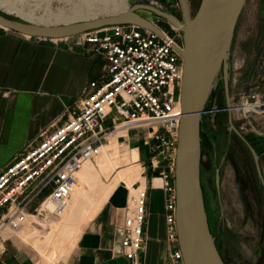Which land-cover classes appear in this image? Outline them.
Here are the masks:
<instances>
[{
	"label": "built area",
	"instance_id": "obj_1",
	"mask_svg": "<svg viewBox=\"0 0 264 264\" xmlns=\"http://www.w3.org/2000/svg\"><path fill=\"white\" fill-rule=\"evenodd\" d=\"M161 6L157 0H134ZM160 33L136 23L116 22L81 32L79 39L107 60L104 76L86 85L66 119L25 145L0 170V255L2 231L19 230L29 215L38 219L60 216L77 183V171L100 152L109 132L145 127L152 145V170L166 162L162 189L164 219L172 253L171 264H184L176 230L174 157L182 116L183 76L181 31L158 25ZM56 40L58 38H44ZM238 113L241 131L253 127V115L264 111V100L251 93L237 104L204 108L202 114ZM109 121V123H107ZM145 143H148L146 141ZM155 162V163H154ZM147 188L138 189L121 231L122 246L131 264H140L146 217Z\"/></svg>",
	"mask_w": 264,
	"mask_h": 264
},
{
	"label": "crops",
	"instance_id": "obj_2",
	"mask_svg": "<svg viewBox=\"0 0 264 264\" xmlns=\"http://www.w3.org/2000/svg\"><path fill=\"white\" fill-rule=\"evenodd\" d=\"M181 6L187 13L185 0H181ZM260 16L263 17L261 13ZM258 27V39L249 42L255 44V50L234 56L230 70L233 84L240 85L237 95L255 93L264 100V27ZM106 67L104 55L93 52L78 35L50 40L0 25V170L42 132L60 125L88 82L101 79ZM254 119L261 130L254 149L264 168V111ZM169 169V164L163 162L145 177L148 197L143 244L138 254L140 264H171L161 177ZM128 208V189L120 184L84 225L78 242L59 264H131L123 251L121 235ZM3 238L11 240L3 244L0 264H26L27 256L17 243L29 244L17 234ZM35 256L32 264L40 260L36 253Z\"/></svg>",
	"mask_w": 264,
	"mask_h": 264
},
{
	"label": "rangeland",
	"instance_id": "obj_3",
	"mask_svg": "<svg viewBox=\"0 0 264 264\" xmlns=\"http://www.w3.org/2000/svg\"><path fill=\"white\" fill-rule=\"evenodd\" d=\"M71 1L73 0H7L6 2L0 0V11L10 16L27 20L30 19L26 18V16L31 15L37 18L35 21L42 19V17H50L49 21L46 22H58L59 20H56L54 14L63 12L66 16L64 20H74L72 18L73 15L71 16L73 12H70L72 11L70 7L72 6ZM157 1L167 8L176 7L181 11V0ZM185 1L188 14L193 16L200 0ZM133 2L135 1L127 0L128 4ZM7 5H11L14 9L9 10L6 7ZM97 5L95 4L91 8L92 12L96 15L93 14L85 17L113 13V10L108 6L107 8L110 10L105 9L101 3ZM260 9L261 11H259ZM18 10L23 14L18 13ZM117 11L120 10H116L115 12ZM140 12L151 21L161 23L159 21L160 16L153 14L151 11L140 10ZM260 13L263 15L262 18ZM67 16L69 19H67ZM259 25L264 27V0H246L234 29L225 67L222 65L217 71V83L210 90L205 108L214 105L225 106L228 104L226 103L227 99L228 101L230 100L229 104H237L245 96L243 94L237 95L236 89L240 85L236 86L237 83L233 84L230 67L234 56H242L244 51L255 50V44H249V42L258 39ZM165 29L172 30L168 26ZM242 41H246V43H242ZM224 69L227 75L226 83L224 81ZM238 116L240 115L235 111L233 113L221 111L216 113L215 117L212 114L201 115L202 122L199 134L200 185L209 231L214 238L215 246L223 262L225 264H255L254 260L250 261L248 259L249 256L246 251L249 248L245 245L237 249L234 255H231L226 247L227 237L233 231L242 233L243 238L250 240L255 245L258 244L256 238L260 234L261 238L263 237L264 239V168L261 165V161L257 158L258 154L254 149V143L257 141L256 136H259L261 132L254 119L258 115H253V118H251L253 127L247 125V129L244 131L238 128V124L242 122L237 118ZM229 120L233 123L234 129L228 126L230 124ZM110 136L103 144L109 142ZM118 141L127 144L129 147L138 149L139 162L143 167L142 173L144 177H147L146 175L150 174L149 171H151L150 161L153 157L152 145L149 146L150 138L147 137V129L145 127L131 129L126 133V136H120ZM146 141L148 143H145ZM102 180L108 184V182L113 180V176L108 182H106L105 177H102ZM29 221L30 223L17 233L24 242L29 244L28 247L17 243L27 256L28 262L26 264L33 263L36 258L35 253L40 257V260L36 264H54L51 263L46 255L59 242L60 236L58 233L51 234L47 231V227L50 224L53 225V222L43 223L42 220L34 219L33 217ZM86 223H88L87 220H81L76 217L74 219L63 220L59 227L61 229H71L79 225L82 232ZM1 234L3 237H7L15 233L9 229H5ZM8 240H11V238H7L6 241ZM253 254H256V252ZM61 260H59L58 264Z\"/></svg>",
	"mask_w": 264,
	"mask_h": 264
},
{
	"label": "water",
	"instance_id": "obj_4",
	"mask_svg": "<svg viewBox=\"0 0 264 264\" xmlns=\"http://www.w3.org/2000/svg\"><path fill=\"white\" fill-rule=\"evenodd\" d=\"M246 0H200L183 21L148 2H133L120 11L61 22L33 21L0 11V25L27 36L63 38L116 22L136 23L160 33L140 10H149L182 30L183 76L180 87L182 116L174 157L176 230L184 264H225L209 231L200 185L201 115L217 71L225 62L234 29ZM224 81L227 82L224 69ZM256 157V156H255Z\"/></svg>",
	"mask_w": 264,
	"mask_h": 264
},
{
	"label": "bare ground",
	"instance_id": "obj_5",
	"mask_svg": "<svg viewBox=\"0 0 264 264\" xmlns=\"http://www.w3.org/2000/svg\"><path fill=\"white\" fill-rule=\"evenodd\" d=\"M2 1L6 2L7 0ZM100 3L105 9L110 8L113 12L122 10L128 6L127 0H73L71 1L72 6H70L72 10L70 12H73L71 16L73 15L72 18L75 19L93 14L96 15L92 12L91 8L94 7L95 4L97 5ZM107 6L109 8H107ZM6 7L9 10L14 9L11 5H7ZM18 13L23 14L20 10H18ZM54 16L56 20L59 21L66 19L63 12L56 13ZM26 18L33 21L37 20V18L31 15L26 16ZM49 19L50 17H42V19L38 21L46 22L49 21ZM67 19H69L68 16ZM112 132L114 133L111 135ZM109 136L111 137L109 142L107 144H101L99 154L93 160L85 162L77 171V183L63 213L60 216L39 219L42 220L43 223L53 222V225L50 224L47 227V231L51 234L56 232L55 234L58 233L60 236L59 242L46 254L51 263L58 264L59 260L70 253L78 242L79 233L81 232V227L79 225L71 229H61L59 226L63 220L78 217V219H85L89 222L103 207L109 196L120 184L125 185L128 189L129 210L127 212H130L133 205V197L137 190L144 188L146 185L145 177L142 173L143 167L139 162L140 156L138 149L129 147L127 144L118 141L120 136H126L125 130H123L120 125H117L114 131L109 132L106 141ZM112 176L113 180L108 182ZM102 177L106 178L108 184L103 182ZM31 217L33 216L29 215L27 217L26 222L19 230L11 231L15 234L19 233L30 223L29 219ZM33 218L38 219L36 217Z\"/></svg>",
	"mask_w": 264,
	"mask_h": 264
},
{
	"label": "flooded vegetation",
	"instance_id": "obj_6",
	"mask_svg": "<svg viewBox=\"0 0 264 264\" xmlns=\"http://www.w3.org/2000/svg\"><path fill=\"white\" fill-rule=\"evenodd\" d=\"M159 7L170 12V13H172V14H174L177 18H179V20L183 21V8L181 7V5H180L181 11L176 7L167 8L163 4H161V6H159ZM159 21L161 23H159V22H156V23L158 25L162 26L163 28H165L166 26L171 28V25H174L173 23H171L169 21H164L161 17H160ZM174 26H176V25H174ZM177 28L182 32V30L179 27H177ZM212 115H213V117H215L216 114H212ZM229 122H230V124H228V126H230L231 129H234L233 123L231 121H229ZM241 234L242 233H240V232L237 233L234 231L229 234V236L227 237V240H226V247H227L228 252L231 255H234V252L237 249H239L245 245L246 247L249 248V250L246 251L247 255L249 256L248 259L250 261L254 260L255 264H264V239H263V237L261 238V234L256 238L258 240L257 245L251 243L250 240L243 238ZM254 252H256V254H253ZM257 252H258V254H257ZM219 255H220V253H219Z\"/></svg>",
	"mask_w": 264,
	"mask_h": 264
}]
</instances>
